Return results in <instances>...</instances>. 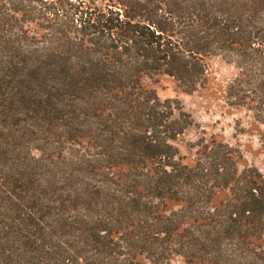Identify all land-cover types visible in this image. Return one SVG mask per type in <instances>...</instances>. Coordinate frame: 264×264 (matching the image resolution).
I'll return each mask as SVG.
<instances>
[{
	"label": "trees",
	"instance_id": "obj_1",
	"mask_svg": "<svg viewBox=\"0 0 264 264\" xmlns=\"http://www.w3.org/2000/svg\"><path fill=\"white\" fill-rule=\"evenodd\" d=\"M213 55L264 133V0H0V264H264V174L214 139L184 163L143 83Z\"/></svg>",
	"mask_w": 264,
	"mask_h": 264
},
{
	"label": "rangeland",
	"instance_id": "obj_2",
	"mask_svg": "<svg viewBox=\"0 0 264 264\" xmlns=\"http://www.w3.org/2000/svg\"><path fill=\"white\" fill-rule=\"evenodd\" d=\"M206 65L205 83L192 91H186L177 80L165 74L143 78L144 85L153 88L161 100H168L176 113L180 108L190 116L191 124L174 142L182 161L193 164L200 144L214 139L232 147L239 170L255 167L264 174L263 125L248 109L231 105L226 97L227 84L236 77L238 68L219 55L210 56ZM224 195V191H218L215 201ZM174 207L176 204L168 203V208ZM162 264L187 263L174 255Z\"/></svg>",
	"mask_w": 264,
	"mask_h": 264
}]
</instances>
